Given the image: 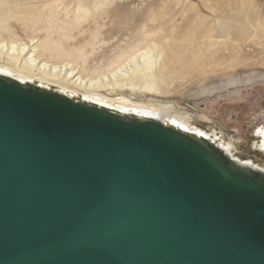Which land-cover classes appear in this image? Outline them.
I'll list each match as a JSON object with an SVG mask.
<instances>
[{
  "label": "water",
  "instance_id": "95a60500",
  "mask_svg": "<svg viewBox=\"0 0 264 264\" xmlns=\"http://www.w3.org/2000/svg\"><path fill=\"white\" fill-rule=\"evenodd\" d=\"M58 91L0 72V264H264V171Z\"/></svg>",
  "mask_w": 264,
  "mask_h": 264
},
{
  "label": "rangeland",
  "instance_id": "374dc122",
  "mask_svg": "<svg viewBox=\"0 0 264 264\" xmlns=\"http://www.w3.org/2000/svg\"><path fill=\"white\" fill-rule=\"evenodd\" d=\"M48 43L75 55L58 58ZM158 53L165 68L133 78L134 88L98 94L173 104L194 127L235 141L239 158L264 166L253 148L264 124V0H0V65L32 54L38 66L66 64L83 79L112 82L119 68Z\"/></svg>",
  "mask_w": 264,
  "mask_h": 264
},
{
  "label": "bare ground",
  "instance_id": "6f19581e",
  "mask_svg": "<svg viewBox=\"0 0 264 264\" xmlns=\"http://www.w3.org/2000/svg\"><path fill=\"white\" fill-rule=\"evenodd\" d=\"M46 48L53 54L55 53L58 58H61L63 60H67L72 57V55H75L70 51H64L60 49L59 45H56L54 43H48ZM153 53V49L150 52H143L142 58H145L146 55H151ZM158 56L159 53L156 58L144 62V65H139L137 63L133 67H128V69L124 71H122L123 67L122 69L119 68V71H117L119 73L115 74L113 72V74H115L116 76H113L112 82L107 77L104 78V81L99 78L97 79V77L94 76L89 77L87 79H83V76H76V74H74L75 72L73 73L71 69H67L66 64L59 65L58 63L54 62V64L51 63L50 65L48 63L40 62V65L38 66V64H36L38 63L36 62L37 58L35 60L32 54L22 65L18 64V58L11 57L12 60L15 59L13 60L14 62L12 63V65H10L12 67L0 65V72L12 75L13 77L19 80L28 79L34 82L39 81L40 83H47L49 85L56 86L60 89V92H58L61 94L76 98H79L78 96L81 95L84 100L86 99L90 101L91 104L97 105L99 107H106L112 111L121 113L127 112L128 114L135 113L137 116L141 115L144 116V118H152L162 121L166 125L174 124L176 127L180 125L182 128L188 130V132L194 130L197 133V136H199L200 138H204L211 141L212 143L216 144L221 149H223L225 152L229 153L232 158H235L238 161H242L243 159L239 158L235 154V149H237L235 141L227 139L223 134L220 136L218 135V137H216L215 135L213 136L207 133L206 131H203L202 129L194 127L190 120L191 114L189 113V115L188 113H186L187 111H178L173 104H144L139 102H133L121 96L114 99H109L98 94H104L101 90L106 86H127L134 88L132 86L133 78L139 77L140 75H143L145 77L146 75L151 76L155 69L165 68L167 64L164 63L161 65L158 62ZM9 59L10 58H8V60ZM172 60H174V56L169 58L168 63H170ZM144 87L149 88L148 83H144ZM256 130L257 131H255L254 133L255 138H259L261 142H264V128H257ZM254 149L257 152H260L261 155H264V151L262 149ZM245 162L246 164L256 169L264 171V166L260 164H255L251 160H246Z\"/></svg>",
  "mask_w": 264,
  "mask_h": 264
},
{
  "label": "flooded vegetation",
  "instance_id": "af4514ba",
  "mask_svg": "<svg viewBox=\"0 0 264 264\" xmlns=\"http://www.w3.org/2000/svg\"><path fill=\"white\" fill-rule=\"evenodd\" d=\"M257 128H264V124H262L261 126L257 127ZM257 131V130H256ZM253 147L254 148H260L264 151V142H261V140L258 138V140H255L253 142ZM264 156V155H263Z\"/></svg>",
  "mask_w": 264,
  "mask_h": 264
},
{
  "label": "trees",
  "instance_id": "16d2710c",
  "mask_svg": "<svg viewBox=\"0 0 264 264\" xmlns=\"http://www.w3.org/2000/svg\"><path fill=\"white\" fill-rule=\"evenodd\" d=\"M7 81H9L10 79H6Z\"/></svg>",
  "mask_w": 264,
  "mask_h": 264
}]
</instances>
